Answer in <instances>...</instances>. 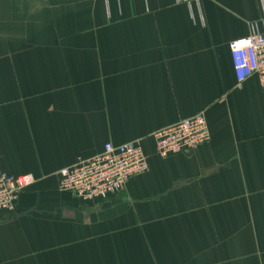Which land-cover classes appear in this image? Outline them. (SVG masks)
<instances>
[{
  "label": "crops",
  "instance_id": "0c3cea01",
  "mask_svg": "<svg viewBox=\"0 0 264 264\" xmlns=\"http://www.w3.org/2000/svg\"><path fill=\"white\" fill-rule=\"evenodd\" d=\"M264 0H0V264H264V89L229 43ZM205 113L210 141L161 158L153 134ZM136 142L149 171L106 201L60 171Z\"/></svg>",
  "mask_w": 264,
  "mask_h": 264
},
{
  "label": "built area",
  "instance_id": "2783aa9c",
  "mask_svg": "<svg viewBox=\"0 0 264 264\" xmlns=\"http://www.w3.org/2000/svg\"><path fill=\"white\" fill-rule=\"evenodd\" d=\"M229 51L238 84L255 77L264 89V32L254 27L248 37L231 41ZM207 123L203 112L157 130L153 140L158 155L167 158L207 144L211 139ZM148 171V158L139 142H111L100 155L62 169L59 188L85 203L106 201L122 193L132 178ZM33 184L35 179L31 175H0V214L14 211L19 196Z\"/></svg>",
  "mask_w": 264,
  "mask_h": 264
}]
</instances>
